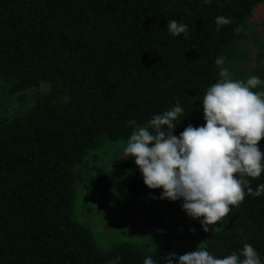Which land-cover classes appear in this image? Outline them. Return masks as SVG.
Listing matches in <instances>:
<instances>
[{
  "label": "trees",
  "instance_id": "obj_1",
  "mask_svg": "<svg viewBox=\"0 0 264 264\" xmlns=\"http://www.w3.org/2000/svg\"><path fill=\"white\" fill-rule=\"evenodd\" d=\"M263 2L0 0L5 90L48 84L27 111L0 118V264H110L116 257L117 264H143L148 257L166 264L169 252L177 258L192 252L169 245L147 251L129 242L98 247L92 231L73 218L75 167L101 141L128 140L137 126L177 102L183 116L173 122V135L204 126L203 97L222 80L215 60L230 59L244 24ZM218 16L232 23L218 26ZM171 20L188 25V32L172 35ZM260 59L264 70V49ZM259 147L264 152V139ZM134 159L126 156L110 172L97 168L89 187L107 192L128 179L133 197L168 201L160 199L162 189L143 183ZM243 179L255 190L264 184V172ZM187 217L202 230V217ZM224 219L206 250L224 258L247 243L264 264V193L252 196L245 188L243 201Z\"/></svg>",
  "mask_w": 264,
  "mask_h": 264
},
{
  "label": "clouds",
  "instance_id": "obj_2",
  "mask_svg": "<svg viewBox=\"0 0 264 264\" xmlns=\"http://www.w3.org/2000/svg\"><path fill=\"white\" fill-rule=\"evenodd\" d=\"M215 23L224 26L232 20L218 16ZM167 31L174 36L186 34L188 25L171 20ZM236 31H240L239 27ZM223 63V58L215 60L217 66ZM219 76L222 80L208 88L203 97L204 126L189 125L179 138L173 135L177 126L173 122L183 116L177 102L175 107L155 115L147 126H137L124 149L126 156L135 158L143 183L149 189H162L160 199H182L181 207L189 217L203 218L200 224L204 232L227 216L230 206L243 201L245 188L252 196L264 193V184L253 190L250 182L243 179L258 178L264 172V152L259 147L264 139V92L253 91L264 81L256 76L246 82L234 81L226 68H221ZM129 123L135 125L136 121ZM205 242L178 258L167 253L166 264H261L250 244H244L239 253L215 258L206 250ZM119 259L116 257L110 264H117ZM143 264L155 262L148 257Z\"/></svg>",
  "mask_w": 264,
  "mask_h": 264
},
{
  "label": "rangeland",
  "instance_id": "obj_3",
  "mask_svg": "<svg viewBox=\"0 0 264 264\" xmlns=\"http://www.w3.org/2000/svg\"><path fill=\"white\" fill-rule=\"evenodd\" d=\"M264 49V2L257 5L246 21L240 36L231 48L230 59L220 66L228 69L234 81H245L256 76L264 81L263 61L260 52ZM0 81V118L12 119L27 111L39 96L48 90L41 83L15 94H8ZM264 92V84L253 89ZM126 141H101L98 147L88 152L84 161L75 167V203L73 218L88 227L98 247L108 249L114 244L129 242L150 251L158 246L169 245L183 251H193L212 233L225 224L223 218L209 231L197 230L182 209L183 201H159L152 195L133 197L129 192L128 179L117 180L107 192L89 187L87 180L97 168L110 172L121 166L126 159ZM152 244L150 243V238Z\"/></svg>",
  "mask_w": 264,
  "mask_h": 264
}]
</instances>
